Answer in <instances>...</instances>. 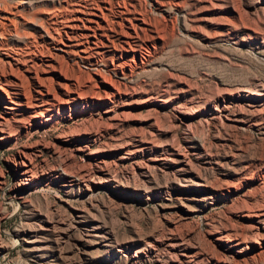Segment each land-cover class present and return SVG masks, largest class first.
Here are the masks:
<instances>
[{
    "label": "rangeland",
    "instance_id": "1",
    "mask_svg": "<svg viewBox=\"0 0 264 264\" xmlns=\"http://www.w3.org/2000/svg\"><path fill=\"white\" fill-rule=\"evenodd\" d=\"M75 4L142 17L138 52L56 56ZM6 81L0 264H264V0H0Z\"/></svg>",
    "mask_w": 264,
    "mask_h": 264
},
{
    "label": "bare ground",
    "instance_id": "2",
    "mask_svg": "<svg viewBox=\"0 0 264 264\" xmlns=\"http://www.w3.org/2000/svg\"><path fill=\"white\" fill-rule=\"evenodd\" d=\"M106 11L107 10L104 7L100 6L85 8L81 4H75L70 10V18L66 19L60 28L59 39L46 30H43L42 36L47 39L49 44H52V50L56 56L58 54L60 56H70L75 54L77 57L81 58L84 57V55H107L113 60L116 53H119L120 55H123L124 53L128 54L130 52L133 54L137 53L138 50L135 48V45L139 39L138 32L142 31L145 26L143 18L138 15L129 14V12L122 7L114 13L113 19H108ZM7 58L8 65H21L14 59V57L7 56ZM48 58L49 59H40V65L51 67L52 58ZM34 64L35 63H32V65ZM121 64H114V61L112 62V66L116 68H120ZM35 66H39V64L37 63ZM23 68H25L28 77L32 79L36 86L35 92L37 97H40L37 100H40L46 106L51 105L52 103H50L49 99L50 94L42 86L41 80L38 79L37 73L33 70V67L23 66ZM6 82L9 90L3 89L0 86V91L4 92L8 99L5 108L13 111L15 106L19 104L14 98H12L11 94L17 95L16 97L19 95L20 97L23 93L20 92L19 86L16 82ZM79 97L80 96H75L73 99L78 100ZM20 162L21 165L25 166L24 160H21ZM241 215L247 219V222L250 223L249 228L255 233L264 230V214L261 209L244 211L241 212ZM170 239L168 246L173 248L176 240L173 239V237ZM214 240L223 246L224 250L232 259L242 252V248H240L241 242L234 237L227 236L221 232H216L214 234Z\"/></svg>",
    "mask_w": 264,
    "mask_h": 264
}]
</instances>
